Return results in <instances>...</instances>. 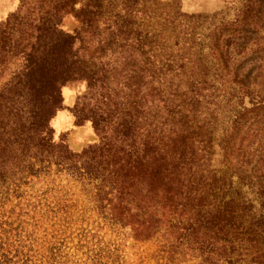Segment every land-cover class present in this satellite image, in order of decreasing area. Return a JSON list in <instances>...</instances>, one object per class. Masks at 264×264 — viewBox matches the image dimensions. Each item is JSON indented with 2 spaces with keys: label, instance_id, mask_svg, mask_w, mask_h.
Listing matches in <instances>:
<instances>
[{
  "label": "trees",
  "instance_id": "16d2710c",
  "mask_svg": "<svg viewBox=\"0 0 264 264\" xmlns=\"http://www.w3.org/2000/svg\"><path fill=\"white\" fill-rule=\"evenodd\" d=\"M148 1L20 0L0 23V203L9 185L55 165L91 185L104 221L129 226L136 239L159 236L170 257L189 251L202 264H264L263 214L209 165L211 115L217 98L228 103L232 92L225 80H208L206 63L195 74L190 57L137 29L134 17ZM66 12L81 22L73 34L58 27ZM209 52L218 55L215 47ZM72 79L103 91L95 97L99 111L89 114L100 140L77 153L54 141L49 126L60 84ZM232 83L248 88L243 79ZM253 106L264 108L263 99ZM257 192L263 209L264 188ZM7 223L0 216V264H30Z\"/></svg>",
  "mask_w": 264,
  "mask_h": 264
},
{
  "label": "rangeland",
  "instance_id": "374dc122",
  "mask_svg": "<svg viewBox=\"0 0 264 264\" xmlns=\"http://www.w3.org/2000/svg\"><path fill=\"white\" fill-rule=\"evenodd\" d=\"M148 5L134 17L141 23L137 29L158 33L159 44L173 54L190 57L189 63L198 65L195 74L206 63L208 80H225L226 91L232 92L228 103L217 98L220 103L211 115L210 170L230 176L233 187L264 217L257 196L258 189L264 188V155L258 152L260 147L264 150V108L253 106L261 98L264 104V0H150ZM19 6L20 0H0V23ZM58 27L73 34L81 22L73 12H66ZM97 33L95 38L105 34ZM95 46L94 42L89 51ZM212 47L218 54L213 58ZM119 79L108 82L115 85ZM240 79L246 90L232 83ZM102 92H89L85 79L60 84V107L49 120L54 141H62L76 153L99 142L89 114L99 111L95 97ZM223 92L220 86L217 93ZM238 114L235 130L222 142L225 129ZM8 189L0 216L7 220L10 236L22 245L30 264H202L189 251L170 257L162 251L159 236L136 239L129 226L104 221L96 214L91 185L55 165Z\"/></svg>",
  "mask_w": 264,
  "mask_h": 264
}]
</instances>
